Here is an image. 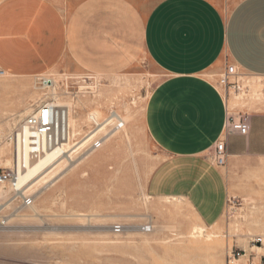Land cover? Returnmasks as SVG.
Segmentation results:
<instances>
[{"label": "crops", "instance_id": "crops-1", "mask_svg": "<svg viewBox=\"0 0 264 264\" xmlns=\"http://www.w3.org/2000/svg\"><path fill=\"white\" fill-rule=\"evenodd\" d=\"M137 3L2 0L0 70L13 77L56 71L103 78L129 75L143 61L162 75L148 98L144 128L163 159L145 193L158 204L181 200L211 229L240 174L264 160V106L250 114L247 136H229L224 167L208 158L226 122L218 76L228 65L264 76V0H240L229 13L212 0H160L146 17Z\"/></svg>", "mask_w": 264, "mask_h": 264}, {"label": "rangeland", "instance_id": "rangeland-1", "mask_svg": "<svg viewBox=\"0 0 264 264\" xmlns=\"http://www.w3.org/2000/svg\"><path fill=\"white\" fill-rule=\"evenodd\" d=\"M159 1L138 0L137 8L146 17ZM212 1L219 6L223 13H229L240 0ZM239 74L247 87L244 94L235 96L231 92L223 90L222 92L223 94L227 93L228 99L233 102V106L229 107V110L252 114L264 105V83L260 79L252 82L248 79L251 78L250 76ZM118 76L103 78L72 76L56 71H47L37 77L12 76L4 78L0 75V156L3 157H0V161L5 167H9L11 161L10 148L8 144L5 145V137L20 120L28 115L27 112L30 113L40 101L51 97L49 89L44 88L42 84L44 80L57 82V98L60 104L81 103L78 113L81 122H83L81 134H84L82 136L80 134V138L77 136L73 143L80 141L95 129L91 121L88 120V116L94 110L104 113V118H108L111 111L116 112L121 118L126 117L129 112V117H131L129 123L121 131L107 141L102 149L94 153L95 155H105L106 160L96 167H82L79 170V172L87 171L86 177H82L78 172L69 182L68 189L61 188L56 192L52 191L63 179L69 177L68 174L56 185L44 188L43 182L52 177L58 171L59 168H57L51 172L52 174L50 173V176L48 174L44 178L45 180L43 179L44 181L38 182L39 184L37 183L27 191V194L34 195L33 205L37 204L34 205L36 213L28 208L21 215L9 218V228L0 231V264H210L208 258L212 252L196 249V246L175 236L181 232H188L193 223V217L185 210L186 208L180 206V211L177 210L172 215L165 212L162 214L155 208L161 204L154 203L151 199L147 200L145 197L146 180L163 157L145 132L144 113L149 96L161 82L163 76L148 68L143 61L139 62L138 66L129 69V75ZM26 83L27 85H24ZM253 83H258L260 86V93H257L259 96L252 95L251 85ZM110 90L112 92L109 94ZM29 93H32L31 96ZM235 97L238 99L236 100ZM94 100H97V104L93 102ZM8 107L13 111L15 109V112L9 110ZM108 126L105 127L103 134L110 130ZM88 144L81 151L75 153L73 158H79ZM5 159L9 160L8 164ZM242 175L244 178L237 180L221 219L220 238L224 241V245L223 249H220L217 264H230L233 259H239L244 255L248 256V262L245 264H264V254L256 255V252L251 250L256 247L251 243V240L261 236L257 233H254L253 237L246 236L251 217L264 216V160L257 161L251 172L240 174L241 177ZM75 182L77 186H75ZM130 187L133 188L132 193V190H129ZM116 188L118 189L116 190ZM0 191L2 192L0 205H6L9 192L7 189ZM100 193L109 196L100 195ZM45 197L46 202L42 203ZM70 197L71 199L68 200ZM99 203L103 208L99 206ZM162 204L170 205L164 204V202ZM93 206L96 210H93ZM257 209L260 211L258 212ZM39 211L43 212L39 213ZM148 221L153 224V233L143 234L135 228ZM115 224H123L128 227L125 229L128 233L115 235L112 231V226ZM129 227H132L134 232ZM210 231L211 229H206L203 235L205 236ZM151 234L154 236V240ZM53 235H57V238ZM144 238L149 239L148 244L144 242Z\"/></svg>", "mask_w": 264, "mask_h": 264}, {"label": "built area", "instance_id": "built-area-1", "mask_svg": "<svg viewBox=\"0 0 264 264\" xmlns=\"http://www.w3.org/2000/svg\"><path fill=\"white\" fill-rule=\"evenodd\" d=\"M2 74L3 71L0 70V75ZM260 80L264 83V76L260 77ZM42 84L44 88L48 89L51 81L44 80ZM217 86L235 96L243 95L247 89L243 78L233 65L226 66L225 70L218 76ZM224 96L227 100L225 126L220 138L208 152V158L218 168L226 165L228 157L226 143L229 136L245 137L250 128V114L229 110V99L226 93ZM68 116L69 108L60 104L58 98L51 95L50 98L40 101L5 137V142L10 148L11 161L9 167L3 166L0 161V188L9 191L7 204L0 205V231L9 228L10 217H17L33 206L34 195L27 194V190H23V187L19 186L20 175L26 171L28 162L38 160L46 151L56 149L68 141ZM108 118L110 120L106 127L109 125L110 130L104 134H97L91 139L83 153L96 152L102 149L109 132H118L124 128V123L116 112L111 111ZM91 123L95 128L97 127V124L92 121ZM127 228L123 224H115L112 226V231L115 235H121ZM135 228L140 233L148 234L152 232L153 224L148 221L146 224ZM251 243L256 247H264L262 237H255ZM237 256L239 257V255Z\"/></svg>", "mask_w": 264, "mask_h": 264}, {"label": "bare ground", "instance_id": "bare-ground-1", "mask_svg": "<svg viewBox=\"0 0 264 264\" xmlns=\"http://www.w3.org/2000/svg\"><path fill=\"white\" fill-rule=\"evenodd\" d=\"M1 77H4V78H9V77H12L10 74L6 73L3 71V74L1 75ZM251 78H248L250 80H252V82H254L253 80H259L260 77L259 76H251ZM86 78V77H85ZM93 78V77H92ZM119 78V76H118ZM215 78V77H213ZM68 79V78H66ZM8 81V80H6ZM22 81V80H21ZM5 82V81H4ZM18 82V81H17ZM26 82V81H25ZM19 83V82H18ZM24 83V81H23ZM216 83V82H215ZM249 83V82H248ZM6 84V83H5ZM22 84V83H21ZM19 84V85H21ZM23 85V84H22ZM21 85V86H22ZM24 85H27L24 84ZM30 85V84H29ZM65 85V84H64ZM129 85V84H128ZM57 82L55 80L51 81V85L48 87L49 91H50V95H52L54 98L57 97ZM25 87V86H24ZM27 87V86H26ZM259 85L258 83H253L251 85V91H252V95L255 96H259V94L257 93H260L259 92ZM106 88V86H105ZM25 89V88H23ZM102 89V88H101ZM112 89V88H111ZM19 90V89H18ZM30 90V89H29ZM83 90V89H82ZM85 90V89H84ZM27 91V90H26ZM96 91V90H95ZM112 91H114L112 89ZM110 90V92H108L109 94L112 92ZM127 91V90H126ZM250 91V89H249ZM20 92V91H19ZM28 92V91H27ZM248 92V91H247ZM263 92V91H262ZM24 93V92H23ZM33 93V92H32ZM31 93V94H32ZM27 94V93H26ZM25 94V95H26ZM31 94L29 93V96H31ZM93 94V93H92ZM227 94V93H226ZM23 95V94H22ZM35 95L37 96V94L35 93ZM20 96V95H19ZM18 96L19 99H21L20 97ZM28 96V97H29ZM35 96V97H36ZM23 97V96H22ZM33 98V97H32ZM147 98V97H146ZM236 98V97H235ZM120 99V98H119ZM238 98H236L237 100ZM20 101V100H19ZM18 101V103H19ZM13 102V101H12ZM29 102V101H28ZM38 102V101H37ZM95 104H97V100H94L93 101ZM17 103V102H16ZM86 103V102H85ZM21 104V103H20ZM89 104V103H88ZM11 105V104H10ZM13 105V104H12ZM35 105V104H34ZM63 105V104H62ZM79 105H81L80 102H77L76 104H66L65 103V106H67L69 108V116H68V141L63 144L62 146H59L58 148L56 149H53L51 151H46L44 155H42L38 160L34 161V162H28V166H27V169L26 171H24L23 173H21L20 175V178H19V186L23 187V190H31L38 182L42 181L45 177L50 176V173L53 172L55 169L59 168L57 172H55L53 174L52 177H50L49 179L47 180H43V187L44 188H48V187H52L54 185H56L60 180L62 181V178H64L66 175L69 174V177H66L65 179H63V181L57 186L55 187L54 190L52 191H58L59 189L61 190V188H67L68 189V184L71 180H73V178L76 176V174L79 172V170L83 167V168H92V166L96 167L98 166L102 161L106 160L105 158V155L103 154H94L95 152H85L83 154H80L81 156L79 158L76 157V159L73 158V156H75L74 154L81 151L86 144H88L90 142L91 139H93L97 134H100L104 131L107 123L109 122L110 118H104L102 112L98 111V110H94L93 112H91V115L88 116V120L89 121H92L94 122L95 124H97V127L91 131L90 133H88L85 137H83L80 141L76 142V143H73L74 142V139L79 135L81 134L82 132V127H83V122H81V119L79 117ZM87 105V104H86ZM27 106V105H26ZM33 106V105H32ZM233 106V102L231 100L228 101V107H232ZM264 106V105H263ZM262 106V107H263ZM10 107V106H9ZM9 110H11V108H9ZM15 107V105H14ZM19 107V105H18ZM243 107V106H242ZM4 108V107H3ZM31 108V107H30ZM234 108V107H233ZM6 109V108H5ZM12 109H13V106H12ZM26 109V108H25ZM29 109V108H27ZM84 109V108H83ZM144 110V109H143ZM141 110V111H143ZM13 111V110H11ZM10 111V112H11ZM24 111V110H23ZM28 111V110H27ZM26 111V112H27ZM15 112V109L14 111ZM31 112V111H30ZM3 113V112H2ZM1 113V114H2ZM29 114V112H27ZM26 113V114H27ZM127 116L126 117H122V121L124 123V127L126 124L129 123V112H127ZM142 114V113H141ZM25 116V115H24ZM21 117V116H20ZM84 117V116H83ZM136 118V117H135ZM86 121V120H84ZM85 124V123H84ZM109 127V126H108ZM92 128V127H90ZM131 129H134V128H131ZM136 129V128H135ZM84 130V129H83ZM130 130V129H129ZM119 132V131H118ZM118 132H109L107 134V141L111 140ZM132 133V132H131ZM135 133V132H134ZM84 134V133H83ZM81 134V136L83 135ZM80 138V137H79ZM124 139V138H123ZM127 140V139H126ZM137 140V139H136ZM135 140V141H136ZM7 146V144H5ZM137 147V146H136ZM106 148V147H105ZM7 149V147H6ZM3 150V149H1ZM8 151V150H7ZM1 152V151H0ZM140 152V151H139ZM142 152V151H141ZM3 153V152H2ZM6 153V151H5ZM1 155H4V154H1ZM139 155V154H138ZM79 156V155H78ZM1 157V156H0ZM5 157V156H4ZM3 158V157H1ZM0 158V159H1ZM7 158V157H6ZM130 159V158H129ZM128 159V160H129ZM7 160V159H5ZM158 160V159H157ZM128 162V161H127ZM6 163L8 164L9 163V160L6 161ZM64 164V165H63ZM83 164V165H82ZM124 164V163H123ZM127 165V164H126ZM136 166V165H135ZM126 167V166H125ZM111 169V168H110ZM117 172V171H116ZM118 173V172H117ZM122 173V172H121ZM52 174V173H51ZM78 174H80L82 177H86L88 175L87 171H81L79 172ZM137 174V173H136ZM117 176V175H116ZM137 176V175H136ZM138 177V176H137ZM138 179V178H137ZM113 180V179H111ZM116 180V179H114ZM125 181V180H124ZM80 182V181H79ZM116 182V181H115ZM112 183V182H111ZM125 183V182H124ZM139 183V182H138ZM39 184V183H38ZM86 184V183H84ZM115 184V183H114ZM104 185H107V184H104ZM129 186V184H127ZM141 185V183H140ZM75 186L76 185V182H75ZM120 186V185H119ZM126 186V185H125ZM131 186V184H130ZM139 186V185H138ZM107 187V186H105ZM114 187V186H113ZM121 187V186H120ZM110 189V187H108ZM131 188V187H130ZM52 189V188H51ZM118 188H116L117 190ZM127 189V188H126ZM133 188L129 189L130 191L132 190ZM139 189V188H138ZM1 190V189H0ZM92 190V189H91ZM99 190V189H98ZM116 190H113L114 192ZM142 190V189H141ZM94 191V190H93ZM103 191V190H102ZM109 191V190H107ZM120 191V190H119ZM129 191V193H130ZM9 192V191H8ZM61 192H64V191H61ZM89 192V191H88ZM92 192V191H91ZM133 192V190L131 191V193ZM142 192V191H141ZM104 193V192H103ZM119 193V192H118ZM128 193V192H127ZM2 192L0 191V196H1ZM6 194V193H5ZM102 193H100L101 195ZM110 194V193H109ZM117 194V193H116ZM123 194V193H122ZM126 194V193H125ZM143 194V193H142ZM4 195V193H3ZM71 195V194H70ZM76 195V194H75ZM95 195V194H94ZM102 195H106V194H102ZM127 195V194H126ZM74 196V195H72ZM82 196V195H81ZM103 196V197H104ZM107 196V195H106ZM109 196V195H108ZM107 196V197H108ZM115 196V195H114ZM113 196V197H114ZM118 196V195H117ZM78 197V195H77ZM111 197V195H110ZM129 197V196H128ZM146 199L148 200L149 197L146 195L145 196ZM41 198V197H40ZM39 198V199H40ZM81 198V197H80ZM79 198V199H80ZM102 198V197H101ZM117 198V197H116ZM130 198V197H129ZM71 197L68 199L70 200ZM73 199V197H72ZM78 199V198H77ZM93 199V198H92ZM98 200V198H96ZM111 199V198H110ZM109 199V200H110ZM115 199V197H114ZM127 199V197H126ZM133 199V198H131ZM156 199V198H155ZM82 200V199H81ZM106 200V198H105ZM118 200V199H116ZM137 200V199H136ZM150 200V199H149ZM159 200V199H158ZM162 200L161 203L159 202V207H155L157 212H162V214L165 212L167 214H173L175 213L177 210L180 211L179 207L182 206L183 208H188V205L183 203L181 200H175V199H160ZM245 200V199H244ZM89 201V200H88ZM108 201V200H107ZM106 201V203H107ZM119 201V200H118ZM131 201V200H130ZM246 201V200H245ZM46 202V197L42 200V203ZM86 202V201H85ZM84 202V203H85ZM111 202V201H110ZM127 202V201H126ZM132 202V201H131ZM145 202V201H144ZM150 202V201H149ZM162 202L165 203H168L170 205H163ZM72 203V202H71ZM113 203V202H112ZM117 203V202H116ZM125 203V202H124ZM133 203V202H132ZM138 203V202H137ZM146 203V202H145ZM39 204V203H38ZM86 204V203H85ZM114 204V203H113ZM111 204V205H113ZM122 204V202H121ZM129 204V203H128ZM178 204H181V205H178ZM34 205H37V204H34ZM33 205V207H34ZM40 205V204H39ZM38 205V206H39ZM88 205V204H87ZM93 205V203H92ZM105 205V204H104ZM109 205V204H108ZM132 205V204H131ZM141 205V204H140ZM158 205V204H157ZM41 206V205H40ZM77 206V205H75ZM85 206V205H84ZM90 206V204L88 205ZM96 206V205H95ZM99 206L100 203H99ZM134 206V205H133ZM146 206V205H145ZM149 206V205H148ZM248 206V205H247ZM31 207L32 211L34 213H36V209L35 207L33 208ZM45 207V206H44ZM72 207V205H71ZM79 207V206H78ZM94 207V206H93ZM102 207V206H101ZM124 207H127V206H124ZM132 207V206H131ZM138 207V206H137ZM38 208V207H37ZM76 208V207H74ZM90 208V207H89ZM98 208V207H97ZM103 208V207H102ZM113 208H115L113 206ZM146 208V207H145ZM43 209V208H42ZM49 209V208H48ZM72 209V208H71ZM91 209V208H90ZM89 209V211H91ZM100 209V207H99ZM120 209V208H119ZM93 210H96L95 207ZM98 210V209H97ZM101 210V209H100ZM114 210V209H113ZM136 210V209H135ZM147 210V209H146ZM247 210V209H246ZM258 210V209H257ZM99 211V210H98ZM260 210H258L259 212ZM43 212V211H42ZM39 211V213H42ZM247 212V211H246ZM86 213V212H84ZM92 213V211H91ZM94 213V212H93ZM178 213V212H177ZM262 213V212H261ZM159 214V213H158ZM240 214V212H239ZM180 215V213H179ZM79 216H83V217H89V216H85V215H79ZM91 216V215H90ZM178 216V215H177ZM238 216V215H237ZM245 216V215H244ZM243 216V217H244ZM193 223L192 225L190 226V229L188 232H181L179 234H175V236L179 237V239L181 240H184L185 242L189 243V244H192L194 246H196V249H199V250H203V251H206V252H212L211 255L209 256V261H210V264H217V262L219 261V253H220V249L222 248L223 249V245H224V241L220 238L221 236V227H220V223L215 225L213 228H211V231L209 233H207L205 236L203 235L204 231L206 230V227L201 225L199 222H198V219L197 217L193 216ZM239 217V216H238ZM242 217V218H243ZM248 217V216H247ZM264 217V216H262ZM262 217H259V216H253L251 217V220H249V227L247 229V234L246 236L248 237H253L254 233H257L259 234V236H261L263 238V241H264V218ZM236 218V217H235ZM241 218V219H242ZM174 219V218H173ZM89 220V219H88ZM175 220V219H174ZM237 220V219H236ZM100 225V224H99ZM103 225V224H102ZM237 226V225H235ZM244 226L245 223H244ZM243 226V227H244ZM172 227V226H171ZM174 227V226H173ZM188 227V226H187ZM240 227V226H239ZM246 228V227H245ZM170 229V228H169ZM178 229V228H177ZM208 229V228H207ZM238 229V228H236ZM130 231V230H129ZM131 231L134 232V229L132 228ZM229 231V230H228ZM127 231L125 230V233ZM175 232V231H174ZM225 232V231H224ZM128 233V232H127ZM130 233V232H129ZM153 233V232H152ZM135 234V233H134ZM152 235V234H151ZM47 236V235H46ZM51 236V235H50ZM57 236V235H56ZM53 235V237H56ZM126 236V235H125ZM153 236V235H152ZM232 236V235H231ZM120 237V236H119ZM149 237V236H148ZM230 237V236H229ZM49 238V237H47ZM46 238V239H47ZM52 238V236H51ZM57 238V237H56ZM60 238V237H59ZM126 238V237H125ZM154 238V236L152 237V239ZM227 238V237H226ZM121 239V238H120ZM124 239V238H123ZM145 239V238H144ZM251 239V238H250ZM149 239H145L144 242H149L148 241ZM154 240V239H153ZM156 240V239H155ZM247 240V239H246ZM119 242V241H117ZM152 242V240H151ZM150 242V243H151ZM244 242V241H243ZM245 243V242H244ZM148 244V243H147ZM126 248V247H125ZM253 248V247H252ZM252 251L254 250L256 252V255H259V254H264V248H260V247H254L253 249H251ZM251 251V252H252ZM72 252V251H71ZM70 252V253H71ZM247 253V252H246ZM227 254V253H226ZM260 257V256H259ZM255 258V257H254ZM256 260H258V258H255ZM254 259V260H255ZM255 260V261H256ZM246 262H248V256L247 255H244V256H241L239 259H233V261L230 262V264H245ZM187 264V263H186Z\"/></svg>", "mask_w": 264, "mask_h": 264}]
</instances>
